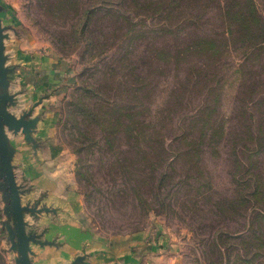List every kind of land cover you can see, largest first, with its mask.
<instances>
[{"label": "rangeland", "instance_id": "1", "mask_svg": "<svg viewBox=\"0 0 264 264\" xmlns=\"http://www.w3.org/2000/svg\"><path fill=\"white\" fill-rule=\"evenodd\" d=\"M0 5L10 110L50 114L39 141L84 228L145 264H264V0ZM4 207L0 191V264H16Z\"/></svg>", "mask_w": 264, "mask_h": 264}, {"label": "crops", "instance_id": "2", "mask_svg": "<svg viewBox=\"0 0 264 264\" xmlns=\"http://www.w3.org/2000/svg\"><path fill=\"white\" fill-rule=\"evenodd\" d=\"M6 54L9 57L7 65L10 66L7 41ZM28 60L31 61L27 55L21 59L24 63ZM11 73L9 77L12 90ZM23 83H25L24 80ZM39 84L30 86L37 89L36 85ZM31 87L30 91L26 90L23 94L32 96ZM50 121H52L50 114L47 118L43 117L33 133L38 143V149L26 144L24 136H18L11 140L16 147L14 165L18 183L22 184L21 180H23L22 186L27 187L22 194V201L41 202L44 207L54 210V212H43L36 216L35 222H32V216L26 214L29 226L33 223L36 228H40L39 232H44L42 240L52 243L45 246L31 244L35 253L32 256L33 264H72L81 255L86 257L88 264H145L141 262L139 252L135 250L136 242L135 244L134 242L123 244L107 241L95 236L79 223L78 216H76V208L79 206L78 196L69 190L66 177L60 174V170H56L55 160L57 157H53L52 148H46L39 141L40 139H50Z\"/></svg>", "mask_w": 264, "mask_h": 264}, {"label": "water", "instance_id": "3", "mask_svg": "<svg viewBox=\"0 0 264 264\" xmlns=\"http://www.w3.org/2000/svg\"><path fill=\"white\" fill-rule=\"evenodd\" d=\"M6 11L7 9L0 5V12ZM8 29L10 28L4 25L3 19L0 18V191L5 202L4 213L7 217L1 223L8 232L11 250L18 253L16 264H33L32 256L35 253L31 244L45 246L52 243L42 240V236L36 232H28L29 222L26 220V214L38 216L43 212H54V210L46 206L24 205L22 201L23 189L18 183L14 165L16 147L12 144L9 132L15 135L23 133L25 141L37 148L38 143L33 133L38 126L40 116L31 117L34 108L21 115L10 110V107L18 104V95L10 90L9 74L13 69L7 65L9 58L6 54ZM72 264L88 263L86 257L81 255Z\"/></svg>", "mask_w": 264, "mask_h": 264}]
</instances>
